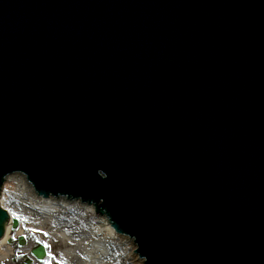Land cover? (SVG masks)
<instances>
[{"label":"water","instance_id":"obj_1","mask_svg":"<svg viewBox=\"0 0 264 264\" xmlns=\"http://www.w3.org/2000/svg\"><path fill=\"white\" fill-rule=\"evenodd\" d=\"M16 172L145 264H264V0H0V189Z\"/></svg>","mask_w":264,"mask_h":264},{"label":"bare ground","instance_id":"obj_2","mask_svg":"<svg viewBox=\"0 0 264 264\" xmlns=\"http://www.w3.org/2000/svg\"><path fill=\"white\" fill-rule=\"evenodd\" d=\"M14 203L17 209L27 210L31 214L39 213L38 217L43 220L42 226L45 228L47 224L56 222L61 218L65 221L66 225H58V235L63 237L65 241L72 240V237L68 234L67 230L71 229L70 223L73 222L74 218L80 213V217H84L85 224L88 229H91L87 234H82L77 237L76 243H79L80 248L74 250L69 249L64 252L65 257H73L74 253H77L78 263L87 264V261L91 260L88 254H94L95 252H100L103 258L114 257V258H124L123 264H144L143 260L139 258L136 253L137 246L133 242L134 240L130 237L118 233L112 228L108 219L105 215L97 213L95 205L85 204L80 200L67 199L63 196L54 197L50 196L48 198L40 197L37 195L32 185L28 183L27 179L23 175L14 174L7 177V180L3 186V190L0 193V205L7 208L10 213V219L13 217L20 218V216L10 207L8 204ZM77 214L74 216L73 214ZM35 216V215H33ZM36 217V216H35ZM88 217V219H87ZM51 220V222H50ZM41 222L37 224L40 225ZM6 234L0 239V261L6 260L9 253L8 239L12 232V222H7ZM23 227L20 230L23 232ZM41 229V228H38ZM54 231V229L52 230ZM95 241L93 247L96 250H89V243ZM88 249V250H87ZM91 252V253H90ZM87 255V259L84 260L82 254ZM80 259V260H79Z\"/></svg>","mask_w":264,"mask_h":264},{"label":"rangeland","instance_id":"obj_3","mask_svg":"<svg viewBox=\"0 0 264 264\" xmlns=\"http://www.w3.org/2000/svg\"><path fill=\"white\" fill-rule=\"evenodd\" d=\"M8 207L13 209L20 216L23 226H24L23 227L24 233L27 236H29V239H28L26 246L24 247H18L17 241L14 245L9 244L7 248L9 249L8 250L9 253L6 257V260L3 262L11 263L13 261L15 250L17 252V249H18L20 253V258L18 262L20 264H24L26 260L25 256H28V255L31 256L30 250L36 244L37 241H41L44 244H46L49 248V255L46 258L45 264H83L84 261L80 259L79 260L82 262L78 263L77 258L80 256L77 253H74L73 257H68V258H66L64 254V252L69 249L74 250L78 247L80 248L79 243H76L77 237L81 236L82 234L84 235L86 233L88 234L91 230L87 228V225L85 224L84 220H82L84 217L83 216L80 217V213L78 214V216L75 213L73 214L74 216H77L79 218H74L73 222L70 223L71 229L67 230L68 234L72 237V240L70 242V241H65L62 235L61 236L58 235L59 234L58 229H60L58 225L68 226V224H65V221L61 220V218L57 220L56 222L54 221L51 224H47V226L43 228L44 227L42 226L43 220L38 217L39 213L31 214V212H27L26 209L25 211L17 209V207L11 201L8 204ZM33 215H35L36 217ZM38 222H41L40 225L37 224ZM38 228H41V229H38ZM53 229L54 231H52ZM94 243L95 241L89 243V245L87 246L89 247V250L90 249L96 250L93 247ZM88 255L91 258V260L87 261V264H123L122 261L124 259L122 257L103 258L104 256H101L100 252H95L94 254H88ZM82 256L84 260L87 259L86 254L83 253Z\"/></svg>","mask_w":264,"mask_h":264}]
</instances>
